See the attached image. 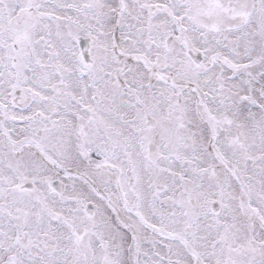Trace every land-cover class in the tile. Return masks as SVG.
Listing matches in <instances>:
<instances>
[{
    "label": "snow or ice",
    "instance_id": "snow-or-ice-1",
    "mask_svg": "<svg viewBox=\"0 0 264 264\" xmlns=\"http://www.w3.org/2000/svg\"><path fill=\"white\" fill-rule=\"evenodd\" d=\"M0 264H264V0H0Z\"/></svg>",
    "mask_w": 264,
    "mask_h": 264
}]
</instances>
